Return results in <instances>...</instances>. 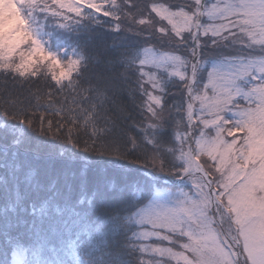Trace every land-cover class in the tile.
Instances as JSON below:
<instances>
[{"label": "snow or ice", "instance_id": "obj_1", "mask_svg": "<svg viewBox=\"0 0 264 264\" xmlns=\"http://www.w3.org/2000/svg\"><path fill=\"white\" fill-rule=\"evenodd\" d=\"M111 3V7L108 4ZM193 11L181 6L180 10L172 11L171 6L165 7L162 3L153 2L148 5V14L155 13L160 21H167L176 39L186 40L196 30L202 43H207L202 37L211 35L212 43L216 44V35L224 40H230L241 47L259 51L262 58L233 64L230 70L221 71L223 61L218 62L208 71L203 85L198 91H192L190 86L194 83L195 64L186 61L185 57L174 54L170 59L174 67L167 69V74L184 82L189 89L191 103L187 105L188 114L197 111L193 116V123L199 122L201 127L196 137L203 151L215 152L223 145L224 152L233 148L240 153L241 163L248 147L254 138L264 135V0H193ZM157 9V12L153 9ZM51 9V14L59 16L64 11L72 10L82 19L91 17L97 25H106L108 20H119L120 15L114 0H97L95 10L88 6L87 11L80 4H53L45 5V10ZM61 9V11H57ZM103 11L108 19H102ZM152 16V15H151ZM207 23H202L200 18ZM221 20L224 23H218ZM227 25V26H225ZM109 30L119 31L120 27L110 25ZM29 41L34 42L33 47L25 50L24 45L29 41H21L15 47L7 49L0 55V67L8 68L11 61L16 60L14 71L21 77H36L39 72L38 65L47 64L48 74L52 81L60 86L63 80H71L73 73L78 72L77 61L64 68L62 62L56 59L51 49L43 46L38 33L31 29ZM168 28H161L160 35L167 36ZM187 34V36L185 35ZM198 48L196 41L193 40ZM193 56L196 51L193 49ZM154 62H163L153 57ZM250 78L251 83L246 91L237 86V82ZM151 90H145L147 98L144 110L148 113L146 128H155L160 119L158 109L162 105V97L157 90L161 84L149 83ZM103 97V93H98ZM243 101V103L238 101ZM103 98H101V105ZM96 106L83 120L78 118H64L63 124H49V131L57 127L52 137L58 141L72 144L83 153L90 154L108 162H98L77 156L69 155L64 165L55 174L57 190L48 191L41 186L28 195H17L13 187H0V264H80L78 247L86 245L90 251L99 250L103 244L105 254L109 257L104 264H129L122 259L130 255L131 251L143 254L151 251L159 256H168L183 264H264V191L253 190L251 183L253 171L249 166L234 167L229 174V183L225 195L233 210L235 235L232 243L226 248L214 243V234H203V227L199 231L184 230L180 232L185 239L176 242L171 235L160 231H153V225L171 231L179 232L180 226L174 224L177 216L176 210L166 209L159 214V220H149L147 223L137 221L138 230L128 237L123 230L116 229V222L108 211L101 212L102 208H110L109 191L122 181L137 179L132 172L117 173L112 160L126 158L128 151L122 149L118 138H106L111 128L107 125L100 127L96 124ZM225 113H231L226 117ZM5 116L16 119L7 110ZM204 118V119H201ZM30 123V122H29ZM208 129L212 131L209 132ZM222 133H227L225 140ZM203 136V140L199 137ZM147 142L151 139L143 137ZM83 142V147H78ZM132 150L136 147V138L128 137ZM153 142V141H152ZM91 193L88 205L82 206L81 194ZM187 212V209H181ZM162 221V223H161ZM115 234V239L112 238ZM150 237L167 241L169 244L178 243L180 251L173 247H161L145 244ZM111 238V243H109ZM209 241L213 243H209ZM54 255L44 257V250ZM29 254L32 259L29 260ZM190 254V255H189ZM219 258V259H218ZM138 264H145L139 260ZM159 264V262H157Z\"/></svg>", "mask_w": 264, "mask_h": 264}, {"label": "trees", "instance_id": "obj_2", "mask_svg": "<svg viewBox=\"0 0 264 264\" xmlns=\"http://www.w3.org/2000/svg\"><path fill=\"white\" fill-rule=\"evenodd\" d=\"M39 1H42L43 7L46 3L53 4L47 0ZM58 1L60 4H80L85 11L88 6L95 10L97 3V0ZM114 2L119 11V20L113 18L108 20V24L100 26H97L91 17L82 19L72 10L64 11L59 16L33 10V24L42 26L43 38L57 50L64 68L77 61L78 72L73 73L71 80H63L60 86H57L48 74L47 64L38 65L39 72L36 77H21L13 70L16 60H12L8 68L0 67V187H13L17 195H28L41 186L46 187L48 191H55V174L72 153L85 159L108 162L83 153L72 144L54 139L52 133L57 132V127H52L49 131L50 123H64L62 116L83 120L92 113L95 105L96 124L111 128L106 138H118L122 149L128 151L126 158L111 161L115 170L117 173H121V170L124 173L132 172L137 178L122 181L116 188L110 189L112 195L108 200L111 207L102 208L101 212L108 211L112 214L116 229H122L126 236L131 237L138 229L132 222L133 215L149 201L153 192L188 189L177 183V180L181 178L188 158V140L186 135H182L188 127L187 105L192 101L191 98H186L187 89L183 86L184 82L167 74L166 70L171 66L154 65L153 57L179 54L185 57L186 61L192 62V51L195 47L192 45L191 35L186 40L176 39L167 21H160L155 13L149 15L148 5L153 2L162 3L165 7L171 6L172 11L180 10L181 6L185 9L188 7L190 11L195 9L193 0ZM207 2L209 0H205V3ZM111 6L109 3L108 7ZM35 7L41 9L39 4ZM153 11L159 15L157 9L154 8ZM30 12L26 10L24 13ZM100 17L108 19L103 11L100 12ZM201 22L207 23L202 17ZM217 22L224 23L221 20ZM110 25L119 26L120 30L111 31ZM161 28H168L169 34L161 36ZM5 35L4 32L0 33L1 41ZM202 39L207 43H202L195 32L194 40L199 47L192 91L199 90L208 71L217 66L218 62H246L251 58L262 57L259 51L241 47L230 40L221 43L223 37L219 34L216 35V44L212 43L211 35ZM149 83L161 84V89L157 92L162 97V105L158 109L160 119L157 126L154 129L146 128L143 132L140 127H146L148 119V113L144 110L147 98L143 93L148 88L151 90ZM98 93H103V97ZM238 102L243 103L242 100ZM5 110L10 115H15L16 119L5 116ZM198 115L197 107L193 116ZM225 116L230 117L231 113H225ZM200 127L199 122L193 123V141ZM129 136L136 138V147L132 150H129L132 148L128 142ZM145 136L151 139L146 142L143 138ZM227 138L229 137L226 136V140ZM78 147L82 148L83 142ZM198 160L214 179V188L218 195L220 188L217 182L223 173L206 157L200 156ZM90 198L91 193L81 194L82 206L86 207ZM217 198L224 205V198L219 195ZM222 213L228 216L225 212ZM216 229L219 230V227ZM165 235H171L174 241L180 237L172 233ZM112 238H116L115 234ZM149 242L153 246L158 244L161 247L179 248L178 243L169 244L157 239ZM77 250L80 264H104L109 259L105 252L112 249H106L102 244L99 250L95 251H90L86 245L79 246ZM42 255L50 257L54 254L46 249ZM28 259H32L30 254ZM64 259L69 260L71 264L68 257ZM122 259L129 264H138L139 260H143L145 264H181L159 255L141 254L138 251H131L130 255H124Z\"/></svg>", "mask_w": 264, "mask_h": 264}, {"label": "rangeland", "instance_id": "obj_3", "mask_svg": "<svg viewBox=\"0 0 264 264\" xmlns=\"http://www.w3.org/2000/svg\"><path fill=\"white\" fill-rule=\"evenodd\" d=\"M47 1H50L51 3H59L58 0ZM24 4L25 6H23ZM37 4L41 6V9H37L35 7V5ZM26 10H30L31 12L25 14L24 12H26ZM33 10L40 13L44 12L47 14H51V9L45 10V7L42 6V1L39 0H0V31L6 34L5 36H3V40H0V54L3 53L4 50L6 51L7 49L15 47L21 41H29L30 29L32 32L39 34L45 48H49L51 49L52 53L58 54L57 50L53 49L49 42H46V40L43 38V32L41 31L42 26H35L33 24ZM33 45L34 42L29 41V43H26L24 45V49L27 50L33 47ZM170 57V55H167L156 58L163 62V66L169 65L171 66L170 68H173L175 65ZM55 58L60 60L58 55H56ZM260 58L262 57L251 58V60ZM248 61L250 60H247L246 62ZM153 64L161 66V64L157 62H153ZM233 64H239V62L227 64L225 63L221 67V71L230 70ZM250 83V78H245V80H240L237 82V86L242 90L241 97L243 95V91H246L248 89ZM243 86L246 87L244 88ZM189 98L190 95L188 92V100ZM186 117L187 120L193 117V113L192 115L188 114V109L186 111ZM187 126V130L182 136L185 137L186 135L187 138V131L189 129L191 143H188V158H186L182 176L177 180V183L182 184L188 189H175L171 191L161 190L153 192L149 201L143 207L139 208L133 215L132 222L137 227H139L137 221H143L144 223H147L149 220H159V214L164 210H176L177 216L173 223L180 226L179 232H171L165 230L156 224L153 225L152 230L160 231L164 234H175L177 236H180L176 238V240H178L177 242H182L185 238L180 235V232L184 230L199 231L200 228L203 227V234H214V243L226 248L229 244L232 243V238L236 232V228L234 227L233 210L231 209V204L228 200V197L225 195V193H227L228 191V187H226V185H228L229 183V174L233 171L234 167H243L247 169L249 166H253V176L251 180L253 190L255 191V189H260L261 191H264V135L254 138L253 143L249 145L247 153L244 155L243 161L241 163L240 153L237 152L235 148H233L232 151L224 152V146L220 145V147L215 152L203 151L200 148L197 137L195 141H193L191 138L193 123H187ZM222 135L226 140L227 133H224ZM203 139V136L199 137V140ZM200 156L206 157L208 161L214 163L220 170V172L223 173L221 179H219L217 184L220 188L218 195L219 197L221 196L224 198L225 206L218 198V202H216L217 200L212 197V194L209 191V186H214V179H212L211 175L208 174V172L201 165L200 161L198 160V157ZM191 157L195 159L196 163L191 159ZM197 164L201 166V170L198 169ZM201 171L205 173L206 176L210 178V180H207L206 177L201 174ZM213 193L215 196H218L215 194L218 193L217 190ZM223 208L227 210L228 216L223 215ZM181 209H187V212H182L180 211ZM213 222H215V224ZM215 225L217 228L219 227V230L216 229ZM153 239L156 238H149V240ZM149 240L145 241L144 243L152 245ZM209 243L213 242L209 241ZM180 250L181 249L179 248L174 249V251ZM145 253L158 256V254L151 251V248H149ZM163 257L170 259L172 262L183 264L182 260L177 261L168 256ZM224 264H227V261H224Z\"/></svg>", "mask_w": 264, "mask_h": 264}, {"label": "water", "instance_id": "obj_4", "mask_svg": "<svg viewBox=\"0 0 264 264\" xmlns=\"http://www.w3.org/2000/svg\"><path fill=\"white\" fill-rule=\"evenodd\" d=\"M194 32H195V30H194ZM194 32H193V34L191 35V40H192V45L194 46V42H193V39H194ZM195 51H196V54H197V48L195 47ZM196 59H197V55L194 57L193 56V58H192V63L193 64H195V62H196ZM192 87V85L190 86V88ZM188 92H189V89H187V92H186V97H187V99H188ZM191 122V119H188V123H190ZM187 138H188V142H189V144L191 143V140H190V130L188 129V131H187ZM197 166H198V169L199 170H201V166L199 165V164H197ZM201 174L202 175H204V177H206V179L207 180H210V178L208 177V176H206V174L205 173H203L202 171H201ZM209 191L211 192V194H212V197L213 198H215V196H214V190H213V187H212V185H210L209 186Z\"/></svg>", "mask_w": 264, "mask_h": 264}]
</instances>
